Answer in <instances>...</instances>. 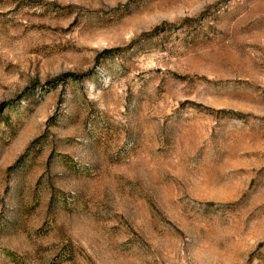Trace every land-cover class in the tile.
Listing matches in <instances>:
<instances>
[{
	"label": "rangeland",
	"instance_id": "374dc122",
	"mask_svg": "<svg viewBox=\"0 0 264 264\" xmlns=\"http://www.w3.org/2000/svg\"><path fill=\"white\" fill-rule=\"evenodd\" d=\"M0 264H264V0H0Z\"/></svg>",
	"mask_w": 264,
	"mask_h": 264
}]
</instances>
